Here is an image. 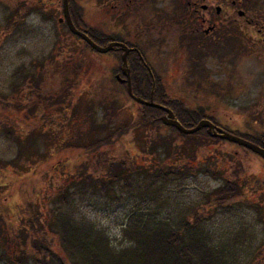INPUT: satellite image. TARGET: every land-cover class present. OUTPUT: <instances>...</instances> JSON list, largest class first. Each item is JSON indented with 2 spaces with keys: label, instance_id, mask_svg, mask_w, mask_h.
Listing matches in <instances>:
<instances>
[{
  "label": "trees",
  "instance_id": "trees-1",
  "mask_svg": "<svg viewBox=\"0 0 264 264\" xmlns=\"http://www.w3.org/2000/svg\"><path fill=\"white\" fill-rule=\"evenodd\" d=\"M68 1L72 21L80 30L81 25L77 22V16L81 13L75 0ZM13 3H16L15 7L10 6ZM0 9L2 12L0 32L6 36H10L22 26L25 17L31 11L28 3H20L19 0H11L10 3L0 1ZM248 9L264 14V8L257 4V0H248ZM68 33L72 34L69 30ZM84 33L94 43L103 44L90 28L87 27ZM72 35L80 41V48L83 51L96 53L82 38ZM53 49L11 72L9 91L0 92V105L4 111L15 107V97L18 100V97L22 99L29 95L33 98L37 95L39 97L52 95L48 98L49 105L55 109L62 108L64 104H70L76 111L82 109L79 105L77 106L79 108H76L75 91L79 85L83 88L88 86L89 75H83L85 71L81 61L74 57L69 58V55L65 54L54 55ZM55 60L60 61L61 68L55 65ZM120 65L118 60L117 68L112 71L114 74L119 71ZM50 71L58 73V77H47ZM59 73L63 74V78ZM206 75L204 73L197 77V73L194 72L193 81L198 84L195 86L200 90L199 93L207 89L208 93L219 96L228 94L230 88L209 82ZM112 80L117 82L114 76ZM144 84L145 89L139 88L133 82L132 94L171 109L175 118L185 128L194 127L203 118L220 126L218 117L209 113L207 106H193L179 95L156 93L161 85L159 80L155 81L154 86L150 80L144 81ZM120 85L126 97L135 102L138 114L132 120L112 129H107L104 125L99 128L92 126L84 135L85 139H91L89 141L78 143L59 141L63 137L60 136L59 139L56 137L58 131L54 128L58 129L60 126L57 123L53 125L54 120L41 122L45 131L35 133L37 123L32 124L31 128L24 129L28 130L24 133L27 135L25 139L19 135V132L23 134L22 128L20 131L19 127L0 130L4 137L17 146V152L12 158L0 159V193L8 195L0 203V233L8 237L6 242L8 247L2 249L0 253V264H25L29 255L33 253L34 264H264V238L253 242V235L247 236L245 229L237 228L234 232L227 231L224 238L216 241L206 225L210 216L207 214L211 213L213 208L233 209L243 197V183L239 180L237 172L233 173V177H226L221 167L198 169L191 166L189 158L185 159L186 155L190 157L187 152L189 148L196 149L219 142L232 145L234 142L211 137L206 128L192 134H184L173 126L164 125L161 121L163 110L136 102L128 95L126 87ZM150 90H154V95L147 93ZM56 94L63 99H54ZM97 96L95 99L100 102ZM29 101L23 104L25 106L30 104V108L26 109L28 112L22 117V121L30 122L34 119L36 122L35 117L43 115L47 101L43 98L32 104V100ZM89 102L83 110L82 117L89 118L95 114V101L90 99ZM102 105L100 102V107ZM103 108L102 117L104 121H109L113 116L114 106L107 104L103 105ZM65 115L68 116V113ZM251 118L253 122L259 123L257 129L251 126L245 130L222 126L221 128L254 144L264 146V115L256 114ZM162 128H167L171 133L162 135L159 132ZM132 130L134 132L144 130L147 137L146 146L150 148L151 154H160L164 151L181 152L177 162L150 172L146 170L144 180L133 179L138 177L140 171L134 172L137 165L132 159L115 158L109 151V147L116 146L124 133ZM37 136L43 140L48 138L50 147L55 143L53 153L57 155L63 154L66 150L80 151L82 161H79L76 169L69 171L62 169L69 161L61 160L48 165L49 160L43 155L40 158L34 144L25 142L26 139L30 142ZM190 158L195 161L194 157ZM115 159L119 160L114 161ZM198 173L222 181L218 186L202 192L197 200L188 204L176 203L177 210L174 213L168 211L166 215H162L160 208L168 204L164 192H161L162 189L167 191L174 181L188 176L193 177ZM133 174L137 177H133ZM58 178H65L66 182L60 183ZM260 178H254L253 182L256 187L261 188L264 187V181ZM91 195H99L109 200H121L124 195L127 198L139 199L137 204H133L128 210L118 238L112 237L104 228L91 221L78 219L62 207H69L77 199ZM242 202L245 209L256 213L255 219L264 222L259 203L247 199ZM28 248L32 254H27ZM240 255L243 257L242 261H239Z\"/></svg>",
  "mask_w": 264,
  "mask_h": 264
},
{
  "label": "rangeland",
  "instance_id": "rangeland-1",
  "mask_svg": "<svg viewBox=\"0 0 264 264\" xmlns=\"http://www.w3.org/2000/svg\"><path fill=\"white\" fill-rule=\"evenodd\" d=\"M0 1L11 2V0ZM19 1L20 3L24 2V4L28 3L31 11L25 19L24 24L13 31L10 36H6L3 32H0V92L7 93L9 91L8 82L11 78L10 74L16 67L23 64L27 65L34 58L48 53L52 48H54L52 50L54 55H58V53L60 55L65 54L69 55V58L74 57L81 61L85 71L83 75H89V83L84 88L82 85H79V88L75 91L77 96L76 108H79L77 107L78 105L82 108L78 109V111L70 104H64L62 108L55 109V107L49 105L50 100L48 98H51L52 95L44 97L37 95L35 98L29 95L30 98L29 96L27 98L23 97V100L19 97L17 100V97H15V104L13 103L15 107L4 111L0 105V130L2 128L15 129L19 127L18 130L20 131V128H22L23 134L19 132V135L24 136L23 139H25L27 135L24 133H27L28 130L24 131V129L31 128L32 124L37 123L38 128L34 129V132H40L44 130L42 121L45 123L46 120H54L52 124L57 123L60 126L58 129L54 128V130L58 131L56 137L58 139L60 136L65 137V139L60 138L59 141H76L78 143L80 141L86 142L91 140L85 139L84 135H86L92 126L99 128L101 125H104L105 128L112 129L121 123L132 120L138 114V109L135 102L126 97L120 83L112 80L113 76L111 74H114L112 71L116 68V62L112 61L109 54L89 53L80 48V41L74 35L69 34L67 28L58 22V19L62 15L61 0ZM75 1L83 17L85 15L87 22L88 20L90 23L95 24L105 22L104 25H106V20L103 18L107 16L105 11L107 6L103 5L102 10H100L99 14L101 18L96 16V11L92 8L95 6L96 0ZM257 4L261 8H264V0H257ZM10 6L15 7L16 3L10 4ZM41 12L46 15L47 19H41ZM1 17L2 12L0 9V23ZM54 22H56V26L53 24ZM227 59L226 57L225 62H221L220 64L209 59L207 66L209 72H206V74H209V82H215L223 87L230 88L227 91V95L219 96L215 93H208L207 89L199 93L195 90L198 84L191 79L175 80L172 84L174 87L186 90L185 92L178 93L184 101L193 106H207L208 112L218 117L219 127L245 130L251 126L257 129L259 123L257 121L253 122L251 117L256 114L258 116L264 115V70L260 67V63H256V59L250 53L244 51L239 59L233 61L234 63L232 64H228ZM55 65L61 68L59 60ZM201 74H204L203 71H197V77H200ZM59 75L63 78L62 73H59ZM47 77L56 78L58 77V73L50 71ZM96 95H98L97 97L100 98V102L104 106L113 104V116L109 121H104L102 117L104 108L103 105L100 107V102L95 99ZM40 98L47 101V105L44 106L43 115L35 117L36 122L34 119L30 122L22 121V117L28 112L26 109L30 108V104L27 106L23 104L29 103V100H32L31 104L35 101L39 102ZM60 98L61 96L54 95V99H63ZM86 98L88 100H85ZM90 99L95 101V114L89 118L82 117L83 110L86 104L90 103ZM67 113L68 116L65 115ZM43 116L48 118H44ZM159 132L162 135L171 133L167 128H162ZM94 134L96 136V132ZM146 140L147 137L144 130H140L139 132L132 130L124 133L117 141L116 146L109 147V151L112 155H115V158L124 157L129 160L132 159L135 165H137L134 172L140 171L141 174L139 173L138 177L136 174H133V177H137L133 179L144 180L143 177L146 170L150 172L157 170L159 167L175 164L178 160L177 158L181 155V152L176 153L174 151L151 154L149 153L150 148L146 146ZM25 142L31 145L34 144L40 158L43 155V157L45 156L49 160L48 165H53L55 162L61 160L69 161L68 165L62 168L63 170L76 169L79 161L83 159L80 157L82 155L80 151L76 149L73 151L66 150L63 154L59 155L53 153L55 143L50 147L48 138L43 140L37 136L36 138H32V141L28 142L26 139ZM244 149L240 148L236 143H232L231 145L230 143L219 142L196 149L189 148L187 152L190 157L195 158V161L187 155L185 156V159H190L191 166L198 169L221 167L223 175L226 177H233V173L237 172L240 177L239 180L243 183L242 191L244 195L239 199V205L236 204L230 210L213 208L211 213L207 214L210 216L206 221V225L211 236L216 241L224 238L227 231L232 230L234 232L237 228L245 229L247 236L249 234L253 235L255 237H253V242L264 238V222L255 219L256 213L245 209L242 205V200L245 201L246 199L259 203L262 218L264 219V187H256L253 182L256 177H261L260 179L264 181V160L251 150ZM16 152V144L4 137L0 131V159H10ZM118 160L115 159L114 161ZM18 170L21 171L20 169ZM58 179L60 183L64 184L66 182L65 178ZM221 181V179H212L204 173H198L196 176H188L174 181L167 191L165 189L161 191L164 192L168 204L160 208V213L162 215H166L168 211L169 213H174L177 210L176 203L188 204L193 202L202 195V192L218 186ZM5 196L8 195L0 193V203L6 198ZM138 200L136 197L127 198L125 195L121 200H109L99 195H91L77 199L69 207H62L64 210H69L78 219L91 221L98 227L104 228L112 237L118 238L121 227L125 223L128 210L133 204H137ZM48 208L49 206L46 207V210ZM7 240L8 237L0 233V253L2 249H7ZM26 251L27 254H32L29 248ZM33 257L34 253L33 255H29L30 260L28 259L25 264H34L32 261ZM239 258V261H242L243 257Z\"/></svg>",
  "mask_w": 264,
  "mask_h": 264
},
{
  "label": "flooded vegetation",
  "instance_id": "flooded-vegetation-1",
  "mask_svg": "<svg viewBox=\"0 0 264 264\" xmlns=\"http://www.w3.org/2000/svg\"><path fill=\"white\" fill-rule=\"evenodd\" d=\"M103 5L107 6V16L103 18L106 25L87 22L82 14L77 16V22L81 32L88 27L101 43L106 42L98 45L113 43L106 54L116 62V68L120 61L119 71L113 76L126 90L127 80L122 74L126 50L131 89L133 82L144 88V81L150 80L154 86L159 80L156 93L163 95L185 92L172 82L193 80L197 71L206 74L209 59L220 64L227 57V63L232 64L244 51L264 70V14L248 9V0H96L92 8L97 17H101ZM45 18L42 13L41 19ZM58 22L69 30L63 13ZM206 76L209 79L208 73ZM147 93L154 95V90Z\"/></svg>",
  "mask_w": 264,
  "mask_h": 264
},
{
  "label": "water",
  "instance_id": "water-1",
  "mask_svg": "<svg viewBox=\"0 0 264 264\" xmlns=\"http://www.w3.org/2000/svg\"><path fill=\"white\" fill-rule=\"evenodd\" d=\"M62 3V10H63V16L67 22V25L70 29V31L73 34H76L77 36L81 37L91 48H93L95 51L98 53H106L109 51L113 43L108 44L106 46H99L96 43H94L85 33L79 31L76 29V27L73 25L71 17H70V12H69V6H68V0H61ZM127 53V50L122 56V74L126 76L127 80V93L129 96H131L136 102L141 103V104H146L152 107L159 108L164 111V114L161 116V121L164 125L168 126H173L174 128L178 129L184 134H192L200 130L201 128L206 127L207 133L211 137H216L220 139H225L227 141H231L234 143H237L239 145H242L244 147H247L251 151L257 153L263 160H264V146L262 145H257L254 144L244 138H241L239 136H236L230 132L225 131L221 127L216 126L213 124L211 121L208 119H201L197 122V124L192 127V128H185L176 118L173 113V111L165 106L153 103L152 101H146L143 100L139 97H136L132 94V89H131V81L129 77V72L126 67V62H125V55ZM117 78H120L119 75H117ZM120 81H125L124 79H121Z\"/></svg>",
  "mask_w": 264,
  "mask_h": 264
},
{
  "label": "bare ground",
  "instance_id": "bare-ground-1",
  "mask_svg": "<svg viewBox=\"0 0 264 264\" xmlns=\"http://www.w3.org/2000/svg\"><path fill=\"white\" fill-rule=\"evenodd\" d=\"M199 131V130H198Z\"/></svg>",
  "mask_w": 264,
  "mask_h": 264
}]
</instances>
